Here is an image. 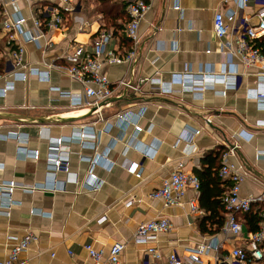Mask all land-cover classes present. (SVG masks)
Instances as JSON below:
<instances>
[{"label": "crops", "instance_id": "obj_1", "mask_svg": "<svg viewBox=\"0 0 264 264\" xmlns=\"http://www.w3.org/2000/svg\"><path fill=\"white\" fill-rule=\"evenodd\" d=\"M130 1L4 0L8 15L25 18L22 31L31 30L33 17L40 21L42 35L37 43L24 42L20 35L14 43L18 41L23 46L25 64L49 71L51 77L46 80L31 75L25 81L16 80L14 87L0 96V111L80 118L54 123L0 119V135L8 131L24 134L26 141L22 145L38 151L35 158L18 153L15 140L1 137L0 183L8 180L44 183L51 137L69 138L83 125L103 131L93 141L81 143L72 139L62 143L60 150L68 151L69 155L68 171L76 174L77 181H66L63 189L55 192L14 189L9 209H4V200L0 199V259L9 253L15 240L30 232L36 240L14 264H90L85 244L108 251L115 241L127 243L118 264H149L153 258L145 250L146 245L133 244L132 235L139 223L165 217L170 229L159 234L154 243L161 253L157 264H168L167 255L172 251L184 260L202 243H211L215 248L200 254L195 264H216L218 257L228 255L233 247H245L247 241L228 233L224 229L225 220L217 229L216 218L211 216L210 209L199 206V191L191 187H187L178 205L167 207L162 200L150 197V193L177 162L191 174L217 172L221 155L226 151H231L228 161L247 174L240 184V195L263 197L251 204L250 213L259 217L257 226L264 219V158L257 160L256 156V150L264 149V127L255 125L263 117V111L245 93L256 84V67L244 66L232 53L230 67L236 71L238 80L236 87L227 89L225 95L218 93L223 89L219 82L199 93L178 87L172 93L161 94L149 83L139 84L135 92L119 88L114 97H122L101 107L102 119L96 112L90 114L88 107L70 108L68 99L59 93V90L76 93L83 90L81 83L65 74L62 57L78 44L89 48L100 30L112 32L106 50L125 55L132 48L124 34L125 6ZM145 1L149 8L139 23L134 59L101 67L111 85L121 79L134 85L138 79L147 77L167 81L172 73L185 69L196 72L216 67L222 61V53L229 51L227 41L234 48L244 25L256 23L261 7V0H248L240 9L235 0ZM54 7L60 11L62 21L52 30L46 22ZM65 7L69 10H63ZM229 9L236 16L233 21L226 19L229 31L218 38L213 31L214 14H225ZM0 18L1 21V15ZM1 27L0 23V37H4L0 57L5 60L6 70L10 50L16 44L10 47L5 43ZM257 44L264 48V39ZM3 84L0 79V87ZM141 106L144 112L137 124L142 130L134 137L133 124L124 125L116 120L115 114L134 113ZM97 155H106V162L89 163L86 159ZM129 167L134 171L128 170ZM89 171L98 182L93 188L82 183ZM57 178L65 180L66 174L58 172ZM192 198L196 199V210L189 205ZM206 206L209 208V204ZM238 220L241 235L246 237L252 232L251 226L241 214ZM245 264H264V256Z\"/></svg>", "mask_w": 264, "mask_h": 264}, {"label": "built area", "instance_id": "obj_2", "mask_svg": "<svg viewBox=\"0 0 264 264\" xmlns=\"http://www.w3.org/2000/svg\"><path fill=\"white\" fill-rule=\"evenodd\" d=\"M248 0H235L236 6L242 8ZM178 5L175 1V8ZM149 8V3L145 0H131L127 3L125 11L127 14V21L124 28L125 36L130 40L132 48L125 54L119 55L113 50H106V44L112 37V32L109 30H100L95 40L90 47H85L78 44L63 55V66L65 74L83 85V90L79 93L69 90H59L61 96L66 97L69 102V107L78 109L81 107H94L96 108V115L102 119L101 108L99 104L109 97L114 96L115 91L122 87H127L131 90L138 91V86L141 83H149L155 86L159 93L167 94L175 91L176 88L182 90H190L192 93H199L216 82L223 85V89L218 93L225 95L227 89H234L237 85L238 76L236 71L231 69L230 57L233 53L238 60L247 67H256V84L254 87L245 90L246 96L250 97L258 103L263 111V117L258 119L255 123L257 127H264V48L257 43L264 39V0H261V7L257 13V21L254 24H246L243 27V32L235 40L234 48L230 47L227 41L226 45L229 51L223 52V58L220 64L210 69H200L196 72L183 70L180 72L172 73L167 81H162L157 77L140 78L136 84H131L127 80H119L114 85H111L108 78L101 73L103 64H114L123 61L131 62L135 57V47L139 40V23L144 17ZM63 10H69L65 7ZM0 15L2 16L1 28L6 35L5 43L12 47L13 43L20 35L24 42L33 41L37 43L41 37L40 21L35 17L32 18L33 27L30 31H22L21 24L25 18L22 16L8 15L4 9V0H0ZM235 12L231 9L227 10L225 14L216 12L213 17V31L218 38L224 37L228 30L229 24L227 20L233 21ZM62 21L57 7L51 9L50 17L46 22V26L50 29H56L57 25ZM16 46L10 50V65L5 72L0 74V79H3L4 84L0 87V96H5L8 90L14 87L16 80L25 81L29 76H37L39 79L48 80L50 72L39 69L33 65H27L23 62V46L17 41ZM51 64L48 65L50 67ZM229 66V67H228ZM8 78V79H7ZM105 103L104 105H108ZM103 105V106H104ZM144 107L141 106L136 112L123 111L115 114L118 121H123L124 125L128 123L133 124V135L142 130V127L137 124L139 118L142 117ZM95 124V122H93ZM99 131V132H98ZM103 130H97L93 126L83 125L79 131L74 133L69 138L58 137L50 138V145L48 146L47 153V166L48 170L45 176L44 183L23 184L14 180H8L0 183V199L4 200V209H9L13 200L11 195L14 189H20L26 192L36 190L55 192L62 190L66 181H77L75 173L68 171V151L60 150L63 142L78 139L81 143L93 141L97 135ZM241 134V133H240ZM24 134L16 131H8L5 135H0V138L13 139L17 142V152L23 153L26 156L37 157V150L26 149L22 143L26 141ZM91 144V142H90ZM231 151L223 152L221 157V164L218 168V175L221 179L227 180L230 183L222 201L225 211V224L224 229L239 238L240 240L247 241V245L233 247L228 255L218 257L216 264H245L246 261L257 262L264 256V219L258 223V229L250 232L246 237L242 236L241 224L238 220V214L248 211L251 204L263 199V197L246 195L241 196L239 193L240 184L247 177V174L240 168L228 161V156ZM99 156V157H97ZM96 158L86 157L89 163L97 161L106 162V155H97ZM257 160L264 158V149L256 150ZM93 165V164H92ZM134 171L133 168L129 169ZM58 172L66 174L65 180L57 178ZM139 174V173H136ZM85 185L88 184L89 188L95 187L98 182L96 175L89 171L82 181ZM187 187H191L195 191L199 189V179L195 174H191L183 169L180 162H177L176 167L170 171L168 176L162 179L159 187L150 193V197L160 199L164 206L178 205L182 196L184 195ZM192 210H196V199L192 198L189 201ZM6 211V210H5ZM170 223L165 217H158L143 221L136 227L131 242L133 244H145L148 254L151 255L153 261L149 264H157L160 259L161 253L155 246V241L159 234L169 231ZM36 240V236L30 232L25 233L20 239L15 240L9 253L2 259L0 264H14L19 255L26 251L31 242ZM126 242L115 241L105 251L101 247H95L92 244H85L84 248L87 251L90 259V264H118L121 252L126 246ZM215 248L211 243H202L194 247L188 257L184 260L181 259L175 251L167 255L168 264H195L199 261V255L207 249ZM71 253V252H69Z\"/></svg>", "mask_w": 264, "mask_h": 264}, {"label": "trees", "instance_id": "obj_3", "mask_svg": "<svg viewBox=\"0 0 264 264\" xmlns=\"http://www.w3.org/2000/svg\"><path fill=\"white\" fill-rule=\"evenodd\" d=\"M3 49L4 37L2 36V38L0 37V54ZM3 72H5V60L4 58L0 57V74ZM195 175L199 179V206L205 209H210L211 216L216 218L215 223L218 229L225 220V211L223 208L222 199L228 190L230 183L227 180L221 179L219 175H217L216 171H207L204 173L200 172ZM207 204H209V208L206 206ZM251 208L252 207L250 206L248 211L242 212L240 214L242 217H244L246 223L250 224L249 226L251 227L249 229L253 232L256 231L258 227L257 222L259 221V217L256 215V213H250Z\"/></svg>", "mask_w": 264, "mask_h": 264}, {"label": "water", "instance_id": "obj_4", "mask_svg": "<svg viewBox=\"0 0 264 264\" xmlns=\"http://www.w3.org/2000/svg\"><path fill=\"white\" fill-rule=\"evenodd\" d=\"M135 61V60H134ZM122 96L119 97H109L107 100L101 102L99 107L101 108L105 103H111L119 100ZM88 112L95 113L96 108L91 107L87 108ZM79 116L70 117V116H59V117H49V116H32V115H24V114H14V113H6L0 111V119L11 120V121H28V122H44V123H54V122H70L79 119Z\"/></svg>", "mask_w": 264, "mask_h": 264}]
</instances>
